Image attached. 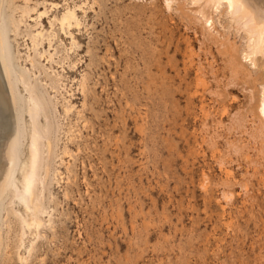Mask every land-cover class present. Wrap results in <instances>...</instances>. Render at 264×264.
<instances>
[{
  "label": "rangeland",
  "instance_id": "rangeland-1",
  "mask_svg": "<svg viewBox=\"0 0 264 264\" xmlns=\"http://www.w3.org/2000/svg\"><path fill=\"white\" fill-rule=\"evenodd\" d=\"M3 8L19 22L7 34L14 67L48 117L43 224L22 226L11 210L30 211L5 195L0 264H264V40L225 0Z\"/></svg>",
  "mask_w": 264,
  "mask_h": 264
},
{
  "label": "bare ground",
  "instance_id": "bare-ground-1",
  "mask_svg": "<svg viewBox=\"0 0 264 264\" xmlns=\"http://www.w3.org/2000/svg\"><path fill=\"white\" fill-rule=\"evenodd\" d=\"M205 1L217 4L221 0ZM225 1L226 9L235 10L240 19L247 22V31L249 33V36H247L254 37L256 44L262 43L264 40V19H262L264 0ZM3 7L4 0H0V201L5 195H8L10 202H14V199L18 200L27 215H29L27 211H30L32 215L31 221H28L25 215L19 214L16 209L11 211H14L16 216L20 215L22 226L27 228L33 226L38 229L43 224L40 214L46 211L42 204L37 202L39 196L35 191L37 182L40 181L38 177L42 159V143L40 139L44 136L38 128V116L41 111H44L45 117H48V102L42 92L33 91V86L28 82L24 71L14 67V56L11 55L9 50L7 34L11 26L17 29L19 22L14 20L10 14H7ZM71 11L67 13L72 16L74 14ZM69 14L64 16L62 14L61 21L69 19ZM32 37L34 40V36ZM49 59H52V56ZM55 91L58 92V88H55ZM259 105V113L263 117L264 122V95L261 97ZM70 108V105H65L64 111L68 112ZM26 116L29 118L28 125ZM47 124L49 134L46 137L49 146L53 123L48 120ZM25 140L28 141L27 164L19 183L16 181L15 171L20 154L23 152L22 146ZM48 167L49 165L46 162V171Z\"/></svg>",
  "mask_w": 264,
  "mask_h": 264
},
{
  "label": "snow or ice",
  "instance_id": "snow-or-ice-1",
  "mask_svg": "<svg viewBox=\"0 0 264 264\" xmlns=\"http://www.w3.org/2000/svg\"><path fill=\"white\" fill-rule=\"evenodd\" d=\"M262 19H264V14H262Z\"/></svg>",
  "mask_w": 264,
  "mask_h": 264
}]
</instances>
